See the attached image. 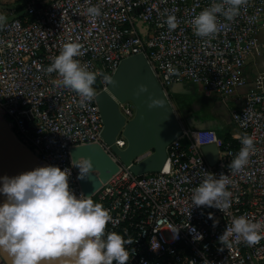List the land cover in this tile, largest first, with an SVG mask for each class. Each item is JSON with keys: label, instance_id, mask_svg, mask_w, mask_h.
Segmentation results:
<instances>
[{"label": "built area", "instance_id": "obj_1", "mask_svg": "<svg viewBox=\"0 0 264 264\" xmlns=\"http://www.w3.org/2000/svg\"><path fill=\"white\" fill-rule=\"evenodd\" d=\"M214 2L220 0H20L0 28V120L40 166L70 169L77 197L85 194L70 147L99 142L117 156L101 136L96 99L81 107L75 92L56 83L57 73L44 71L65 43H80L84 55L77 59L110 76L121 59L141 53L173 107L181 133L166 145L161 168L136 174L120 162L91 194L111 215L107 231L136 240L126 246L135 249L128 264H264V239L249 247L229 237L230 248L219 240L233 218L264 221V62H255L250 80L246 72L252 57L264 59V0H248L232 21L219 16L214 38L198 37L191 22ZM91 6L100 8V17L87 14ZM173 14L179 25L169 30L166 19ZM180 81L231 101L229 121L237 130H229L228 139L215 128L184 123L170 91ZM107 84L98 77L93 87L108 90ZM116 100L127 121L134 104ZM244 135L253 138L254 154L242 172L230 175ZM115 143L125 147L121 131ZM208 143L217 147L213 163L202 149ZM205 172L230 175L232 202L225 212L192 206Z\"/></svg>", "mask_w": 264, "mask_h": 264}, {"label": "clouds", "instance_id": "obj_2", "mask_svg": "<svg viewBox=\"0 0 264 264\" xmlns=\"http://www.w3.org/2000/svg\"><path fill=\"white\" fill-rule=\"evenodd\" d=\"M247 3L248 0L212 3L193 18L194 34L214 38L221 31L219 16L232 21ZM87 14L98 18L102 13L99 7L91 6ZM5 21L6 17L0 14V28ZM166 23L169 30L179 25L174 14L167 16ZM82 48L78 42L65 43L44 71L57 73L56 83L75 92L80 106L84 107L97 96L93 86L98 77L108 84L115 81L112 76L100 70L92 71L88 64L81 63L77 58L84 55ZM146 92L148 86L141 83L134 95ZM162 104V100L151 98L150 94L149 108ZM239 139L242 147L228 164L230 175L242 172L254 154L253 138L244 135ZM71 164L79 169L77 179L90 180L96 174L91 158L72 157ZM230 175L221 173L217 178L205 172L204 179L193 190L192 206L216 207L225 212L232 202ZM70 176V169L54 165L38 166L11 177L0 176V194L6 198L0 204V252L10 257L11 264H128L135 249L130 251L126 246L136 240L107 231L112 219L109 211L95 203L91 195L77 197L70 188ZM229 237H235L237 243L255 246L264 239V221H254L244 215L233 218L231 226L219 237L227 248L231 247Z\"/></svg>", "mask_w": 264, "mask_h": 264}, {"label": "water", "instance_id": "obj_3", "mask_svg": "<svg viewBox=\"0 0 264 264\" xmlns=\"http://www.w3.org/2000/svg\"><path fill=\"white\" fill-rule=\"evenodd\" d=\"M111 76L115 83L107 84L108 90L98 91L95 99L103 119L101 136L117 158H114L99 142L70 147L71 159L80 156L91 158L97 170L90 180L78 179L80 188L87 196L94 193L118 170L120 162L129 164L130 169L136 174L160 169L166 159V145L181 133V125L174 109L141 53L121 59ZM180 82L170 86L172 93L176 91L174 84ZM141 83L148 86V92L136 96L134 92ZM150 94L151 98L160 99L163 104L149 108ZM115 98L120 101L130 100L134 104V115L127 121L120 112ZM187 120L194 127L214 128L215 126L210 120L198 122L190 117H187ZM215 129L219 132L217 128ZM119 131L127 141L123 148L115 143V137ZM206 146H212L214 149V156L211 158L206 154ZM202 149L209 163H213L217 154L216 145L208 143L203 145ZM148 150L151 151L145 153ZM26 154L31 155L0 120V176L11 177L26 172L23 166V158ZM38 166L40 165L36 161L33 168ZM78 172L79 169L76 168L77 176ZM5 199L0 194V200L3 203ZM0 255L7 264H11V259L6 253L0 252Z\"/></svg>", "mask_w": 264, "mask_h": 264}, {"label": "rangeland", "instance_id": "obj_4", "mask_svg": "<svg viewBox=\"0 0 264 264\" xmlns=\"http://www.w3.org/2000/svg\"><path fill=\"white\" fill-rule=\"evenodd\" d=\"M19 2L20 0H0V14L7 19L15 13L16 8H19L17 6ZM183 93L178 99L174 98V101L177 111L186 125H191L187 120V117H190L198 122H209V120L214 122V128H217L221 134L229 129L233 132L237 130L227 117L226 109L231 105V101H223L216 96H207L210 98H206L205 94L200 91L189 90ZM205 150L208 157L214 156L212 146H206Z\"/></svg>", "mask_w": 264, "mask_h": 264}, {"label": "crops", "instance_id": "obj_5", "mask_svg": "<svg viewBox=\"0 0 264 264\" xmlns=\"http://www.w3.org/2000/svg\"><path fill=\"white\" fill-rule=\"evenodd\" d=\"M256 61H257V63L262 64L264 62V59H263V57H259L258 59H255V57H252L248 61L247 65H246V72H247V76H248L249 80H250V78H252V75H253V73L255 71V62ZM174 87L176 89V91L173 93V97L175 99H178L179 96L183 95L184 94L183 92H185V91L192 90V91H200V92H202L194 84L190 83L189 81H182L180 83H176V84H174ZM245 88H246V86L242 87L241 89L244 90ZM205 96H206V98H210L211 97V96L207 97L208 95H206V94H205ZM223 106L225 107L224 104H223ZM225 109H226V107H225ZM226 111H227V109H226ZM212 117H213V114H212ZM227 117L229 119L228 111H227ZM229 130H231V129H229ZM0 264H7L4 261V259L2 258L1 255H0Z\"/></svg>", "mask_w": 264, "mask_h": 264}, {"label": "bare ground", "instance_id": "obj_6", "mask_svg": "<svg viewBox=\"0 0 264 264\" xmlns=\"http://www.w3.org/2000/svg\"><path fill=\"white\" fill-rule=\"evenodd\" d=\"M36 163V160L31 155L26 154L23 158V166L26 171L34 169L33 166ZM3 202L0 200V204Z\"/></svg>", "mask_w": 264, "mask_h": 264}, {"label": "trees", "instance_id": "obj_7", "mask_svg": "<svg viewBox=\"0 0 264 264\" xmlns=\"http://www.w3.org/2000/svg\"><path fill=\"white\" fill-rule=\"evenodd\" d=\"M224 136V139H228V137H230V134L228 131H226L225 133L221 134Z\"/></svg>", "mask_w": 264, "mask_h": 264}]
</instances>
